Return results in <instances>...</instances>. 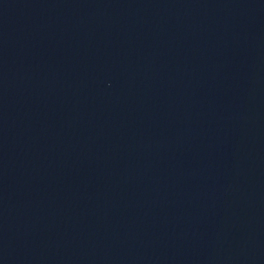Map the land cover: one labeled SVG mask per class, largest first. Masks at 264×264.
Instances as JSON below:
<instances>
[{
  "label": "water",
  "instance_id": "95a60500",
  "mask_svg": "<svg viewBox=\"0 0 264 264\" xmlns=\"http://www.w3.org/2000/svg\"><path fill=\"white\" fill-rule=\"evenodd\" d=\"M0 264H264V0H0Z\"/></svg>",
  "mask_w": 264,
  "mask_h": 264
}]
</instances>
